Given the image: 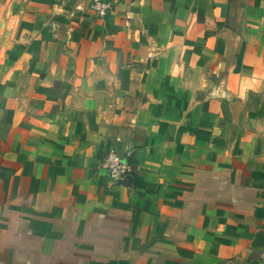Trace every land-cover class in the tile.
Here are the masks:
<instances>
[{"label":"crops","instance_id":"obj_1","mask_svg":"<svg viewBox=\"0 0 264 264\" xmlns=\"http://www.w3.org/2000/svg\"><path fill=\"white\" fill-rule=\"evenodd\" d=\"M91 1H24L39 28L25 101L0 102V264H264V200L235 214L195 181L215 155L209 45L264 42V0ZM110 148L132 152L131 189L91 166Z\"/></svg>","mask_w":264,"mask_h":264},{"label":"rangeland","instance_id":"obj_2","mask_svg":"<svg viewBox=\"0 0 264 264\" xmlns=\"http://www.w3.org/2000/svg\"><path fill=\"white\" fill-rule=\"evenodd\" d=\"M24 1L0 0V102L3 109L25 101L26 76L17 71L30 66L25 59L27 38L39 27L26 11ZM63 14L54 13L56 18L68 22L75 17L69 12ZM53 22H48L51 30L59 23L63 26L61 20ZM223 31L226 41L210 43L206 60L209 73L204 94L209 98L211 122H215L208 147L215 155L200 171L197 169L195 181L204 183L200 190L208 197L210 207L244 215L251 212L256 198L264 200V42H241L231 29ZM217 99L224 105L219 125L212 107ZM219 148H225V156L218 155Z\"/></svg>","mask_w":264,"mask_h":264},{"label":"built area","instance_id":"obj_3","mask_svg":"<svg viewBox=\"0 0 264 264\" xmlns=\"http://www.w3.org/2000/svg\"><path fill=\"white\" fill-rule=\"evenodd\" d=\"M89 14L98 18L107 17L112 11L109 0H92L88 7ZM94 170L114 185L131 189L134 186L138 166L129 151L125 155L115 148H110L93 163Z\"/></svg>","mask_w":264,"mask_h":264}]
</instances>
